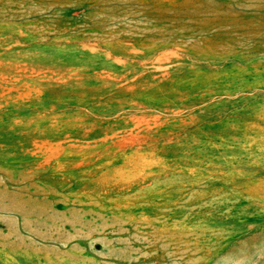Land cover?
<instances>
[{"label": "rangeland", "instance_id": "rangeland-1", "mask_svg": "<svg viewBox=\"0 0 264 264\" xmlns=\"http://www.w3.org/2000/svg\"><path fill=\"white\" fill-rule=\"evenodd\" d=\"M0 264H264V0H0Z\"/></svg>", "mask_w": 264, "mask_h": 264}]
</instances>
